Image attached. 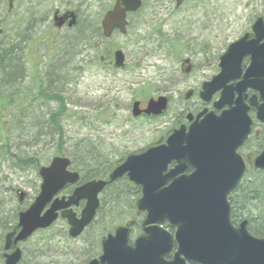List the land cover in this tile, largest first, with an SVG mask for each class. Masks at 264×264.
<instances>
[{
  "label": "rangeland",
  "instance_id": "1",
  "mask_svg": "<svg viewBox=\"0 0 264 264\" xmlns=\"http://www.w3.org/2000/svg\"><path fill=\"white\" fill-rule=\"evenodd\" d=\"M73 1L82 10L76 12L81 27L92 16L95 28L92 37L76 43L73 50L64 52L66 42H72L65 39L72 35L57 29L52 32L49 24L40 25L45 17L52 19V13L47 12H31L35 21L31 26L29 49L20 43L25 32L24 23L17 17V13L22 17L21 12L4 24L0 39V44L8 39L17 42L18 61L25 74L21 88L26 96L21 97L20 92L22 100L5 107L7 114L0 117L7 125L11 121L7 135L11 152L21 147L29 159L37 157L40 167L62 155L73 163V171L78 170L76 160L79 165L83 160L73 152L84 144L90 145L103 163L98 168L108 169L120 159L119 155L138 153L162 141L182 121L181 113L201 105L197 96L201 84L218 73V58L227 47L248 34L256 18L264 19V0H186L179 9L170 0H146L130 16L126 36L115 32L104 39L101 20L107 9L101 11L106 6L111 8L114 0ZM40 38L47 40L45 47L38 46ZM115 50L125 56L121 69L113 66ZM50 66L57 77L49 73ZM39 87L61 93L66 109L57 118L61 130L47 124L59 105L39 97ZM189 93L192 96L186 100ZM159 96L168 99L164 116L155 120L131 118L133 101L145 104L149 98ZM18 126L27 128L28 133L18 135L14 131ZM74 145L79 146L78 150ZM58 149L60 152L54 155ZM39 186L40 179L34 169L15 170L10 158L0 166V264H4L5 232L17 223L13 212L25 210L37 196ZM106 191L101 196L102 203ZM19 194L24 195L21 202ZM136 199L137 196L130 194L120 200L117 211L110 213L115 219L111 227L107 225L110 220L104 214L99 215L76 240L69 239L68 226L61 220L51 229L35 233L19 244L22 252L19 264H87L100 255V241L106 232L111 233L121 224L139 221L133 205Z\"/></svg>",
  "mask_w": 264,
  "mask_h": 264
},
{
  "label": "water",
  "instance_id": "2",
  "mask_svg": "<svg viewBox=\"0 0 264 264\" xmlns=\"http://www.w3.org/2000/svg\"><path fill=\"white\" fill-rule=\"evenodd\" d=\"M172 1L178 8L184 0ZM139 6L140 0H117L102 20L103 36L109 38L114 31L125 35L126 16ZM251 31L252 39L246 34L228 46L219 59V74L204 83L199 93L200 100L208 102L222 89L214 108L228 106L227 111L220 116L207 113L187 134L181 127L169 136L167 146L129 156L109 176L108 182H87L75 188L68 198L54 199L67 186L76 185L79 175L68 171L67 159L53 158L48 166L39 169V194L26 211L18 214V232L4 237V251L24 242L35 231L50 228L59 212L60 219L68 225V236L78 238L94 219L99 207L98 195L108 184L125 175L140 188L141 196L135 208L145 214L142 235L131 246L129 228L118 227L113 236L102 240L99 259L88 264H264V238L248 233L246 221L234 227L228 203L229 195L236 190L246 169L237 149L250 134L249 107L255 108V119L264 124V22L261 18L254 22ZM244 57H249L250 64L242 81L226 87L229 81L239 79ZM124 60L121 51L114 53L116 68L123 67ZM247 89L256 92L259 101L254 95L245 104L243 94ZM233 93L237 94L235 100ZM166 105L164 97L150 99L144 114L160 115ZM139 114L138 103H134L133 115ZM172 162L177 166L167 172ZM187 167L194 172L182 175ZM253 167L264 170V152L254 159ZM22 198L20 195V201ZM82 201L85 204L77 217L70 208H77ZM173 244L176 251L167 261L165 256L171 253ZM3 258L4 264H18L21 251L17 248Z\"/></svg>",
  "mask_w": 264,
  "mask_h": 264
},
{
  "label": "trees",
  "instance_id": "3",
  "mask_svg": "<svg viewBox=\"0 0 264 264\" xmlns=\"http://www.w3.org/2000/svg\"><path fill=\"white\" fill-rule=\"evenodd\" d=\"M94 30L95 28L90 26L89 21L83 24L82 27L81 23H79L75 30L71 32L70 35L72 36L65 39L71 40L72 42H66L67 48L64 50V52L66 53V51H68L69 49L73 50L76 43H84L85 40H88L90 37H92V32ZM23 37L24 33L21 35V38ZM10 40L8 39L0 44V117H3V114H7L6 108L8 106H11V104L16 101L20 102L22 100L21 97L26 96L25 93L22 92L21 88V83L25 79V74L22 64L18 61L19 49L17 50V42H13ZM20 43H22V41ZM50 68L52 67L50 66ZM50 70L48 71L49 73L51 72L53 78L58 76L54 75L55 73L53 68ZM37 79L38 81L40 80L39 77H37ZM20 92L22 94L21 97L19 94ZM37 95H39V97L52 100L59 105V107L56 109V112L50 114L49 119L47 120V124L49 126L53 125L55 126V128L61 130L60 125H58L57 123V118L60 117L63 112L66 113V109L63 105V100H61L62 97L56 94L45 95L41 87H39ZM36 100L37 99H35L34 102ZM20 107V111H23L24 108L22 106ZM8 117H10V115H8ZM4 119L7 118L4 117ZM5 122L0 121V138H3L2 144L0 145V166L6 163L7 159L10 158L12 167L15 170L34 169L35 172H37V170L40 168L37 157H32L31 159H29L23 152H21V147L19 148L18 146L15 149L14 153L11 152L12 147L10 146V142L7 137L9 124L11 123V121H8V125ZM30 122L32 124V121ZM14 131L17 133L26 131L28 133L29 130L24 126H18V128L14 129ZM18 135L22 134L20 133ZM17 139L19 138L16 137V140ZM58 147L60 146L58 145ZM78 147V145H74V148L77 150ZM59 152V149L56 150L54 155H58ZM73 154H76L81 159H83L80 165L75 159V168L78 169L76 170V172H78L81 176V183H85L89 180L106 178L107 175L105 174V172L107 168H98L99 165H103V163L100 162L97 154L93 153L90 145L84 144V146H82L79 151H74ZM83 161L88 164H85V162L83 163ZM90 168L93 169L88 170ZM121 182L122 181H118L117 183L111 185L106 189L107 193L103 199L104 202H101L100 208L96 214V217L104 214V216L110 220V222L107 223V225H109L110 227L115 222L114 217H112L110 213L117 211L118 206L120 207V200L127 199V196L130 194L135 195V192L133 190L128 189L126 183ZM228 201L231 207L232 223L236 225L245 220L247 222V230L252 236L257 238H264V172L255 170L247 172L242 181L238 184L236 190L229 196ZM15 212L16 211L13 212V219H16L17 216V213ZM137 216L139 218V221L131 223L136 225V227L138 228V225L143 216ZM3 230L5 232L6 228ZM7 230H16V224H14L10 229ZM6 233L7 232H5V234ZM107 233H109V231L106 232V234Z\"/></svg>",
  "mask_w": 264,
  "mask_h": 264
},
{
  "label": "flooded vegetation",
  "instance_id": "4",
  "mask_svg": "<svg viewBox=\"0 0 264 264\" xmlns=\"http://www.w3.org/2000/svg\"><path fill=\"white\" fill-rule=\"evenodd\" d=\"M116 1L117 0H114L111 8H110V6H108V7L106 6L103 8L104 10L101 12H105L107 9L104 16L109 11H111L113 9V7L116 5ZM145 1L146 0H140L139 10L141 9V7ZM170 1L173 2L174 6H175V2L172 0H170ZM185 2H186V0H184L182 2V5ZM182 5L178 8H176V6H175V8L179 9L182 7ZM139 10H137V11H139ZM17 12H21L22 17H19L20 13H17ZM31 12H36V13L47 12L48 15L50 13H52V19H50V17H48V18L45 17L44 19L40 20V22H39L40 25L41 24H49V27H51L52 32H53V30L57 29L58 32H63L64 34H71V32L74 31L75 28L79 24L78 14L76 12H82V10H80L78 8V5H76V3H74L73 0H0V39L3 37V34H4V30H3L4 24L7 23L8 20H13L14 14L17 13V17L20 18V21H22L24 23V26H25V32H24V37L22 39V43L26 48L29 49L31 42H32L31 32H33V30L31 29V26L33 25V23L35 21L34 19H32L34 14L33 13L31 14ZM97 12H99V11H97ZM133 14H135V13H133ZM131 15L132 14H128L126 17V20L128 22L127 28L129 26V18ZM104 16H103V18H104ZM89 20H90V26H92L94 23V17L91 16ZM252 26H253V24L251 25V28H252ZM251 28H250V32L248 33L249 39L253 38ZM44 33L47 35V32L44 31ZM114 33L115 32L112 33L111 37L113 36ZM127 33H128V31H127ZM46 35H42L40 37H43ZM10 41H12V40H10ZM49 41H51V39H49ZM46 43H47V40L45 42V39L43 40V38H40V42H39L40 45H38V46L44 45V47H45ZM220 57L218 58V65H217L218 73L216 75H218L219 71H220L219 70V59H220ZM50 59H51V57H50ZM101 60H103V58H101ZM184 63L188 64V62H186V61ZM249 64H250L249 57H244L242 59V62H241V75H240L239 79L229 81L226 84V87H234L237 83L241 82L242 78L244 76V73H245L246 69L248 68ZM188 71H189V68L186 70V72H188ZM215 76L211 77V79L214 78ZM211 79L209 81L204 82V83L210 82ZM204 83L201 84V87H200L199 92L197 93V96H199V93L202 89V85ZM221 90L216 92L212 96L210 101L203 102L199 99L201 105H196L194 107V109L190 110V111L186 109V114L181 113L182 118H183L182 121L177 123V125H176L177 127L172 128L169 132H167L166 135L162 138L163 139L162 141H158L155 144L147 147L146 149L139 151L138 153H132V154H128V155L122 156V157L119 155L120 159H118L115 163H113L112 167H109L106 170L105 174L107 176L105 179H102V180L108 181V177L120 165H122L129 156H139V155L145 153L146 151H148L149 149L167 146V139L175 130L183 127L185 130V133L187 134L190 127L192 125H194L195 122L200 123V121L204 118L205 115H207V113L213 112V114L215 116H220V114L223 111H227L229 109L228 106H225L220 110H216L214 108V103H216L220 98V95L222 92ZM43 92L45 93V95L56 94V95H59L61 97V95H60L61 93L58 92L57 89L52 90V91H43ZM47 93H50V94H47ZM243 95L245 96V100H244L245 104H249L250 98L254 95L257 96V99L259 98V95L250 89H247ZM187 96H188V98H187ZM191 96H192V93L186 94V100H188ZM233 96H234L233 100H235L237 98V94L233 93ZM213 98H215V99H213ZM44 99H46L50 102H53L52 100H49L47 98H44ZM149 99H151V98H149ZM149 99L146 101L145 104H143L139 101H133L131 103V108H130L131 118H133V119H142L143 118L146 120H155V119L161 118L162 116L165 115L166 111H164L163 113H161L160 115H157V116L144 114V111L147 108V103H148ZM152 99H154V98H152ZM156 99H154V100H156ZM61 100H63V99H61ZM258 101H259V99H258ZM54 103H56V102H54ZM134 103H138V109L140 111V114L138 116L133 115V104ZM167 107H168V105H167ZM204 111H207V112L205 114H202ZM248 115L252 119V125L250 128V135L248 136L247 140L237 149V154L242 157V159L244 160V162L246 164L245 174L251 170L264 172V170H258V169H255L253 167L254 159L260 153L264 152V124L256 121V119H255L256 110L254 107H249ZM117 153H119V151L115 152V154H117ZM71 166H72V163H71ZM176 166H177V164L175 162L170 163L167 167V172L173 171L176 168ZM193 172H194V170L191 167H187L183 171L182 175L189 176ZM77 174H79V173H77ZM118 181H124L127 184L128 189L133 190L135 192L134 193L135 196H137V198H138V196L140 195V188L135 186L133 183L129 182L128 178L125 175L121 179H119ZM118 181H115L114 183L108 184V186L106 188L117 183ZM80 185L81 184L78 183L76 186L69 187L68 189H71V193H72V191ZM81 206H83V203ZM170 232L173 233V230H170ZM14 249L15 248L12 247V250H14ZM175 251H176V246H175V244H173V248H172L171 253L166 255L165 259L170 260ZM2 256H3V254H2Z\"/></svg>",
  "mask_w": 264,
  "mask_h": 264
}]
</instances>
